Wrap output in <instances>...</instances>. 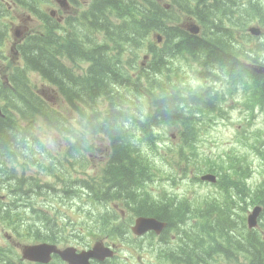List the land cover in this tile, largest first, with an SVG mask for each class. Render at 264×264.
I'll use <instances>...</instances> for the list:
<instances>
[{
	"label": "trees",
	"instance_id": "16d2710c",
	"mask_svg": "<svg viewBox=\"0 0 264 264\" xmlns=\"http://www.w3.org/2000/svg\"><path fill=\"white\" fill-rule=\"evenodd\" d=\"M183 1L95 0L83 13L81 21L73 23L72 33L68 30L62 36L66 44L61 49L57 44L59 35L52 33L33 36L24 46L30 69L39 71L50 83L61 89L65 96L60 97L73 112L75 119H69L59 108L33 91L27 81L26 71L15 70L6 87L0 80V98L14 105L5 108L11 121L7 120L6 114L0 115V157H23L24 160L20 162L33 164L42 162L50 154L47 147L40 146L41 136L33 132L31 123L20 128L14 124L15 115L11 109L24 118H28V110H32L69 138L70 147L66 158H77L80 166L88 165L87 152L97 146L96 142L108 145L102 149L110 148L104 172L95 183L90 182L89 176L77 180L66 178V187L61 196L77 186L85 189L94 203H103L100 206L107 212L113 209L110 202L120 203L133 211L135 216H155L167 222L166 229H176L174 227L180 225L191 212L192 202L164 188L154 195L147 187V183L158 173L154 166L157 155H153L152 150L157 149L159 142L168 136L169 128H180L183 143L179 145L180 151L175 162L181 163L183 171L187 172L188 166L193 164L189 153L195 151L193 145L197 128L202 125L205 115L219 112L224 99L221 87L231 85L237 89L238 86L234 84L243 75L253 85L246 95V107L255 110L256 105H264V74L255 71L257 63L264 64V58L257 56L259 45L252 47L254 42L251 41L248 50L242 49L245 41L234 36L228 27L229 21L222 18L223 11L237 9L244 25L251 20L255 10L264 15V8L256 2L233 3V7L228 8L224 6V0ZM117 9L122 11L116 14V17L122 18V23L115 26L112 11ZM185 20L197 22L202 32L191 33L182 25ZM263 21L259 24L264 27ZM51 26L48 27L52 30ZM91 29L95 30V34L90 33ZM152 32L162 36L161 43H157L156 39L152 43L149 41ZM245 32L249 34L247 29ZM262 36L264 39V33ZM206 37L212 39L207 40ZM128 44L135 49L130 50ZM138 51L145 54L140 64V69L147 72L143 80L137 77L131 79V76L127 78L118 73L117 58L123 52L131 54ZM173 53L177 56H191L200 64L202 71L211 72L214 68V72L217 68V73L212 76L216 85L207 87L205 96H199L192 89L182 91L170 88L164 92V78L176 72V66L171 65ZM245 53H248L250 61L242 59ZM85 62L88 64L83 67ZM225 65L235 66L242 72L234 74ZM220 66L224 73L219 72ZM113 78L118 80V92L115 91V85L111 86ZM8 88L15 94L9 95L11 90ZM135 92H142V96H133ZM16 102L19 106H15ZM30 120L35 121L34 117ZM186 148L190 152L184 153ZM218 165L212 170L210 165L202 168L204 171L215 172V168H221ZM173 170L174 181L177 175L184 174L177 167H173ZM4 175L16 178L13 168L3 173L5 178ZM48 187L52 189L51 185ZM224 187L229 188L226 184ZM235 188L245 190L249 187L237 180ZM12 210L9 202L0 200V216L5 214L8 217L13 214ZM99 211L104 214L102 210ZM203 213L201 210L200 214ZM113 220L114 216H111V224ZM222 227L227 225L223 224ZM13 231L17 235L28 231L42 240L64 237L63 227L54 221L47 222L46 227L31 225L30 222L23 228L13 225ZM206 231L225 237L227 230L208 224ZM243 236L240 244L235 242L243 251H258L254 254V260L258 259L257 263L261 264L264 260V241L258 237L249 238L247 234ZM186 249L191 251V247ZM194 252L197 253V250ZM1 253L5 256L7 251L2 250ZM242 256L246 257V254L242 253ZM199 258L206 261L203 256L199 255Z\"/></svg>",
	"mask_w": 264,
	"mask_h": 264
},
{
	"label": "rangeland",
	"instance_id": "374dc122",
	"mask_svg": "<svg viewBox=\"0 0 264 264\" xmlns=\"http://www.w3.org/2000/svg\"><path fill=\"white\" fill-rule=\"evenodd\" d=\"M8 1H10V4H13L14 0ZM36 1H39L38 8L43 12H48L50 10L49 7L54 6L51 0ZM84 1L80 0V3L77 2V11L87 7V5L84 4L90 2V0ZM185 1L186 0H184L183 3H185ZM33 2L34 0H30V3ZM244 2H251V4L256 2L259 7L264 8V0H224V6L231 8L233 7V3ZM120 11V9H117L115 16ZM3 13L6 16L4 22L9 25L10 36H7V40L1 47L2 55L7 58H2L4 63L1 65V68L4 72L8 73L12 71L14 66L18 65V62H22L19 55L15 52L19 42L18 39L27 32H45V26L40 21L37 14L29 9H27L25 13L20 14L19 17L15 16L14 10H7V12ZM73 15H77V13L71 12L67 14L66 20L69 16ZM222 18L229 21L228 27L231 28L232 34L245 41V45L241 47L242 49L248 50L249 43L253 41L254 44L252 47L259 45V48L256 49L257 56L259 58H264V39L261 32L262 30L264 33V29L259 24V22L264 19V15H260V13L255 10L251 20L244 25L241 23V16L238 15L237 9L233 11H223ZM112 22L115 26H118L122 23V18L117 17V19H113ZM186 23L196 24L195 21L190 22L185 20L182 25H186ZM63 25L65 26L58 28L56 31V34L60 37L68 30H71L70 33H72L73 23L67 25V22L65 23L64 20ZM246 25H248V27H246ZM251 28H254L255 31L251 34H247L245 32L246 29L248 31V29ZM16 32L20 33L19 37ZM90 33L95 34V30L91 29ZM224 38L228 41L227 37ZM154 39H156V34L153 32L149 41L152 43ZM230 44L233 45V43ZM128 47L130 50L135 49L129 44ZM142 55L143 53L140 51L132 52L131 54L123 52V54L117 58L119 67L116 71L127 78L128 76H138L139 79H142L145 75L144 70H139L140 63L142 62ZM199 56L201 55L199 54ZM172 59L171 65L172 67L176 66V72L164 78V92L170 90V88L182 91L192 89V91L200 95L202 91L207 90V87L216 85L212 76L214 73H217V68L214 72V68L211 69V72L201 71V69H199L200 64L193 61L189 55L177 56L173 53ZM242 59L250 61L248 53L242 55ZM12 61H14V64H11ZM87 64L88 62H85L83 67ZM225 68L234 74H240L242 72L241 69L235 66L225 65ZM219 72L224 73L223 68L219 69ZM30 76L39 95L41 94L40 92H42V97L50 102L52 106L59 108L69 119H75L73 117V112L66 106V102L60 97L65 96L62 94L60 88L55 89L54 94L52 89L44 82L38 73L30 71ZM248 81V78L243 75V77L234 84L238 86L237 89L231 85L221 87V93L224 99L221 103L220 110L218 113L205 115L202 125L197 128L196 140L193 145L195 151L191 154L189 153L193 164L188 166L187 172L183 171L184 166L181 163L175 162L178 152L180 151L179 145L183 143L181 130L178 127L168 129V136L164 141L159 142L160 144L157 146V149L152 150L153 155H157L154 160V166L158 169V173L153 176L151 182L147 183V187L154 195H157L158 192L164 188L180 197L189 198L194 203L199 200H207L208 196L206 193L209 192V189L215 192L217 187L209 185L205 180V182L200 180L199 177L206 172L202 167L210 165L209 167L212 170L216 164L220 163H230L234 165L233 168L237 167L238 171L241 172V176H246L245 181L252 188L257 187L258 183L264 181V154L257 153V148H262L260 144L264 141V110L259 109L260 111L255 114H251L247 110L245 105L246 95L248 91L253 88V85ZM183 82L184 85H182ZM114 85L117 88L115 91L118 92V80L116 78H113V82L111 83L112 87ZM141 89L145 90L144 88ZM135 93L136 95L133 94V96H142V92ZM145 103H147L146 99ZM259 106L260 108H264V105ZM11 113L15 115L14 124L19 128L27 126L29 120L34 117L35 121H33V123L37 129L35 132L41 136L42 141L43 138L46 140L50 154H47L42 159V162H34L33 164H20V161L24 160L23 157L12 156L8 158L6 155L0 157V160L3 162L1 163L0 161V197L2 196L0 200L8 201L10 204L12 203L10 201H13L14 203L11 205L19 207V215L13 213L8 217H6L5 214L0 216V264H7L10 261L13 264H20V262L23 261L21 259V253L24 246L36 243V238L31 232L22 231L18 236L13 232V225L21 226L23 219H29L31 225L35 226L47 225V222L51 221H59V226L63 227L64 237L66 238V240L58 241L57 244L60 246L84 248L86 246H91L96 239H108L109 241L118 243V247L121 248L118 252L128 257V261L119 263L137 264L138 261L131 255V253H133L139 255L138 258L144 263L149 260L152 262L146 264H157L158 262L155 257L156 250L153 249L155 245L151 242L153 238L136 240L135 234H133L130 229L131 226L134 225L136 219L135 217L127 221V219L133 217L132 213L129 214L127 219L123 220L119 218L120 214L113 210L112 213L115 217L111 224L109 218L112 215L107 212L101 214L99 210L105 211L106 209L100 207L101 203H94L90 198L91 195L86 190L79 189L76 186L65 195V198H60L57 196V193H54V191L48 187L51 185L54 189L58 190L66 186V178H68V180H77V178H83L84 176H89L90 182L95 183L104 172L108 150L110 149H102V147H108V145L96 142L97 146H94L92 150L87 152L89 156L88 165L80 166L77 164V158H72L71 156H68L70 159L66 158V151L69 144L66 136L62 135L60 130L56 132L51 130L44 123L42 117L36 112L33 113L32 110H28V118H24L14 109H11ZM6 118L8 121H11L8 112L6 113ZM183 152L187 153L190 152V150L186 148ZM199 154L201 156H199ZM56 156H59L60 159H57ZM25 160L27 161V159ZM2 164H8L10 167L8 165L2 166ZM173 167L179 168L184 173L182 175H177L176 181H174L173 178L175 174ZM12 168L15 171L17 179L14 177H7L6 175H4V178L3 173L12 170ZM231 176L236 178L235 174H231ZM28 180L32 182H28ZM209 202L211 201L209 200ZM63 203L69 204L75 210L68 209L69 212H59L60 208H64L62 205ZM110 205L113 206L112 203H110ZM256 205L260 204H252L250 207L243 206L234 213L232 217L237 219L239 227L234 225V227H236L232 228L234 233H227L229 239L232 240V234L238 237L240 235V229H248L245 220ZM97 210L99 212H96ZM263 218L264 215L262 217L264 222ZM199 226V221L195 222L194 218H192L191 220H187L184 228L192 232H199ZM179 232V230L170 229L165 233V237L176 245L178 243L177 233ZM243 234L249 235V238H255V236L251 234ZM8 235L12 238L9 239ZM205 235L211 241L215 238L211 234L205 233ZM194 241L196 242L195 247L197 253H203V259L208 261L207 252L211 248L209 247L210 245L207 244V239L204 235H199V233H197L192 236L191 239H188L187 247L194 245ZM2 250H8L11 253L3 256L1 253ZM178 252L183 253L182 256H187L191 253L190 249H186V247H181ZM192 258L195 264L196 262L205 264L202 261L198 262L197 257L194 255H192ZM212 260L213 258L211 262ZM54 261L56 262L58 260Z\"/></svg>",
	"mask_w": 264,
	"mask_h": 264
},
{
	"label": "flooded vegetation",
	"instance_id": "af4514ba",
	"mask_svg": "<svg viewBox=\"0 0 264 264\" xmlns=\"http://www.w3.org/2000/svg\"><path fill=\"white\" fill-rule=\"evenodd\" d=\"M79 1L80 0H51V3H53L54 6H50L49 7L50 10L48 12H43L41 9L38 8L39 1H36V0H34L33 3H30V0H14L13 4H10V1H8V0H0V67L4 63V60H2V58H6L1 53V47L4 45L5 41L7 40V36H10L9 25L4 22V18L6 16L3 12H7V10H11V11L14 10L15 16L19 17L20 14L25 13L26 10L29 9L30 11L35 12L37 14L40 21L44 24L45 29L48 27L49 23L53 24V22H54V25L57 24L58 27L60 28L63 26V22L66 19V15L73 12L74 8H77V2H79ZM16 34L18 37L20 36L19 32H16ZM33 36H34L33 32H27L23 36H21L18 39L19 42H18V44L16 46V50H15V52L18 55L19 54L23 55L25 66H24V68H14L13 72L17 69H22V71H25L23 69H26V78L27 79H28V73L32 70L30 69V67H26V58H25V54H24V46H25V44L29 43V40ZM26 42H28V43H26ZM11 64H14V61H12ZM0 80L2 81V79H0ZM4 87H6V86L4 85ZM12 89H13V87H12ZM14 94L15 93H9V95H14ZM114 207H115L116 211L120 214L119 218L124 220L128 217V215H129L128 213L130 212L128 207H124L121 205H114ZM165 231L161 235H157L155 237V241L161 240L160 238H162ZM8 238L11 239L12 237L8 235ZM255 238H257V237H255ZM97 242H100V243H103L105 245L112 246V247L115 246V248H114L115 253L113 254L112 257L106 258L104 260L91 259L90 264H123V263H119L116 259V256H119L117 251L120 250V247H118V245H117L118 243H116L114 241H109L108 239H100V240L96 239L91 246H86L84 248L77 247V253L91 248ZM60 247L64 248L63 246H60ZM193 250H195V249L192 246L191 247V253L188 254L189 257H191L192 255L196 256V254H193ZM9 252L10 251H8V254H9ZM178 255H179V257H182V255H180V253H178V254H167L164 252H158L155 254V257H156V261L158 262L157 264H183L184 261H180L177 259H171L170 261H167V262L164 261L167 257H173V256L177 257ZM55 258L60 259V257L58 255H53V259L50 262L51 264H68L66 261L61 260V259H60L61 260L60 262H58V261L55 262L54 261ZM226 259L229 260L230 258L229 257L222 258V260H226ZM191 263L195 264L194 261H191ZM77 264H81V263H77ZM139 264H144V263L140 262ZM196 264H200V263H196ZM212 264H217V263H212ZM220 264H226V263L221 262Z\"/></svg>",
	"mask_w": 264,
	"mask_h": 264
},
{
	"label": "water",
	"instance_id": "95a60500",
	"mask_svg": "<svg viewBox=\"0 0 264 264\" xmlns=\"http://www.w3.org/2000/svg\"><path fill=\"white\" fill-rule=\"evenodd\" d=\"M193 31L197 32L198 29H193ZM254 32L255 29H252ZM161 40V38H159ZM260 72H264V70H260ZM204 179L213 180L212 175H205L203 176ZM258 212L254 214L253 217H250V224L253 225L252 220L257 216ZM165 223L160 222L156 218L153 217H139L136 220L134 231L136 234L141 235L149 230H157L160 232ZM23 257L27 258L32 261H38L47 263L51 259V254L53 252L58 253L61 255L63 259L68 261L69 264H90L89 259L96 258V259H103L106 256H110L113 254V251L109 248L104 246L101 243L95 244L90 250L84 251L82 253L76 252V248L68 247L63 250L58 249L55 244L50 243H40L34 245H26L23 248Z\"/></svg>",
	"mask_w": 264,
	"mask_h": 264
},
{
	"label": "bare ground",
	"instance_id": "6f19581e",
	"mask_svg": "<svg viewBox=\"0 0 264 264\" xmlns=\"http://www.w3.org/2000/svg\"><path fill=\"white\" fill-rule=\"evenodd\" d=\"M49 25H52L51 27H53L52 28V30L49 28V27H47L46 29H45V32H38V33H34V36L35 35H37V34H43V35H46V34H48V35H51L52 33L53 34H55V36L57 35L56 34V31H57V29L59 28L58 27V25L57 24H55L54 25V22H53V24L52 23H49L48 24V26ZM207 40H211L212 38H210V37H208V38H206ZM223 40V39H222ZM26 43H28V42H26ZM240 59V58H239ZM26 67H29V64H28V62H27V59H26ZM220 69H221V66H220ZM22 70V69H21ZM23 70H25L26 71V69H23ZM32 71H34V70H32ZM9 90H11V88H8ZM10 93H13L12 92V90H11V92ZM132 124V123H131ZM53 167V166H52ZM41 168V167H40ZM48 169V168H47ZM40 170V169H39ZM41 171V170H40ZM47 171V170H46ZM54 173V172H53ZM58 179V178H57ZM59 181V180H58ZM34 183V182H33ZM24 184V183H23ZM30 186V185H29ZM108 186V185H107ZM15 188V187H14ZM56 188V187H55ZM58 189V188H57ZM27 190V189H26ZM116 192V191H115ZM24 194V193H23ZM6 208V207H5Z\"/></svg>",
	"mask_w": 264,
	"mask_h": 264
}]
</instances>
